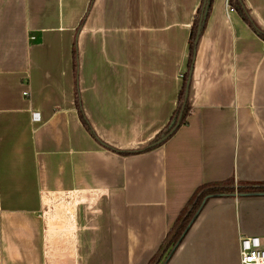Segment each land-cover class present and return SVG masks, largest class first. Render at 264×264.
Here are the masks:
<instances>
[{
    "label": "crops",
    "instance_id": "obj_1",
    "mask_svg": "<svg viewBox=\"0 0 264 264\" xmlns=\"http://www.w3.org/2000/svg\"><path fill=\"white\" fill-rule=\"evenodd\" d=\"M203 2L0 0V264H241L242 236L264 248V193L209 196L182 222L202 185L264 183V0H242L256 26L210 0L191 110L153 144Z\"/></svg>",
    "mask_w": 264,
    "mask_h": 264
},
{
    "label": "trees",
    "instance_id": "obj_2",
    "mask_svg": "<svg viewBox=\"0 0 264 264\" xmlns=\"http://www.w3.org/2000/svg\"><path fill=\"white\" fill-rule=\"evenodd\" d=\"M230 5L233 8H236L237 10H239V12L241 13V15L243 16V18L251 25L256 26L255 24H253V22L250 20L249 16H248V11L247 8L244 6V3L242 2V0H229ZM199 13L201 14L202 9L201 7L199 8ZM199 24V19L196 18L195 23L193 24V29L191 32V36H190V51H189V61H188V70L187 72L184 74V83L183 86L180 90V95H179V100H178V104H177V109L173 112L172 117H171V121L168 124V126L162 130L160 133L157 134L153 144H156L158 142V140L161 139V137H163L164 135L168 134L172 128L176 125L175 123L177 122L180 113L183 111V116H182V121H181V125L182 123L185 122L186 117L188 116L191 108H190V101L187 100L185 102V95H186V85H187V80L189 78V69L193 63V56H194V51L196 48L197 43L195 42L196 39V35L198 32V26ZM258 35L264 40V30L262 28L259 27H255ZM158 144V143H157ZM236 190H238V192H245V193H264V183H256V184H246V185H240L239 187H237V189L234 188L233 186V182L230 180H225L223 181V183H211V184H206V185H202L199 188H197L196 192L194 193V195L192 196L190 203L185 211V218L182 221L186 225L189 223L191 217L198 212L201 209V205L203 204L204 200L207 199V197L212 196V195H217V194H223V193H234ZM181 228V227H180ZM179 228V230H180ZM179 231L175 234L174 238L175 240L177 239L178 235H179Z\"/></svg>",
    "mask_w": 264,
    "mask_h": 264
},
{
    "label": "built area",
    "instance_id": "obj_3",
    "mask_svg": "<svg viewBox=\"0 0 264 264\" xmlns=\"http://www.w3.org/2000/svg\"><path fill=\"white\" fill-rule=\"evenodd\" d=\"M28 92L24 91L26 95ZM34 122H40V113L34 111L32 114ZM241 264H264V248L261 238L255 236H242L240 242Z\"/></svg>",
    "mask_w": 264,
    "mask_h": 264
},
{
    "label": "water",
    "instance_id": "obj_4",
    "mask_svg": "<svg viewBox=\"0 0 264 264\" xmlns=\"http://www.w3.org/2000/svg\"><path fill=\"white\" fill-rule=\"evenodd\" d=\"M209 2H210V0H204V2H203L202 12L200 14V20H199V24H198L199 28H198V32H197L196 39H195L196 43H197L198 38H199V36H200V34H201L202 30H203V26H204L203 23L205 21V18L207 16V13H208V10H209L208 9ZM191 70H192V65H191ZM191 70L189 72V75L191 74ZM190 81H191V75L189 76V78L187 80V85H186V89H185V91H186L185 102L188 100V96H189V84H190ZM182 116H183V111L180 113L179 118H178L177 122L175 123L176 125L172 128V130L168 134H166L163 137H161V139L158 140V143L159 142H163L166 138L170 137L172 135V133L181 126Z\"/></svg>",
    "mask_w": 264,
    "mask_h": 264
}]
</instances>
